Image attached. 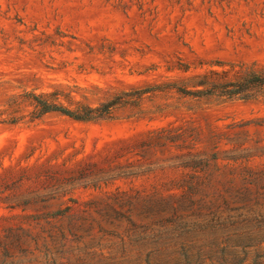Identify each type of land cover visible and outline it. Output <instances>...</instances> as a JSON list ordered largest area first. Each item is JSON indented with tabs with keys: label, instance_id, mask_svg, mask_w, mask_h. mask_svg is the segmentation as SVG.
Returning a JSON list of instances; mask_svg holds the SVG:
<instances>
[{
	"label": "rangeland",
	"instance_id": "rangeland-1",
	"mask_svg": "<svg viewBox=\"0 0 264 264\" xmlns=\"http://www.w3.org/2000/svg\"><path fill=\"white\" fill-rule=\"evenodd\" d=\"M260 77L264 0H0V264L252 261ZM58 87L117 104L34 117L21 94Z\"/></svg>",
	"mask_w": 264,
	"mask_h": 264
},
{
	"label": "trees",
	"instance_id": "trees-1",
	"mask_svg": "<svg viewBox=\"0 0 264 264\" xmlns=\"http://www.w3.org/2000/svg\"><path fill=\"white\" fill-rule=\"evenodd\" d=\"M260 84H264V77H260ZM200 85H205V89H199L198 91H186L191 93H196L197 96L218 94L220 96L233 97L234 95L241 92V90H230L225 89L224 86L218 81H202ZM223 86V87H222ZM25 100L29 102V105L34 107L33 114L34 117L38 118L48 112H59L63 115L71 117L79 121H93L98 119H103L111 116L113 108L117 104L115 99L109 100L107 102H101L98 106H92L90 104L75 101L71 96L70 91L63 90L61 88H56L50 92H27L21 94ZM62 98L67 99L69 105L62 102ZM259 244H248L246 247L256 248L255 255L251 259V251H244V255L240 258L234 252L230 254L228 258H225L222 264H264V251L259 250Z\"/></svg>",
	"mask_w": 264,
	"mask_h": 264
}]
</instances>
